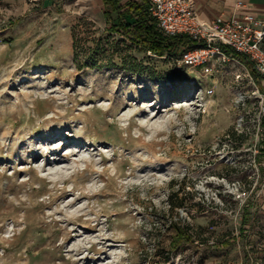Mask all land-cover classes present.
<instances>
[{
    "label": "rangeland",
    "instance_id": "obj_1",
    "mask_svg": "<svg viewBox=\"0 0 264 264\" xmlns=\"http://www.w3.org/2000/svg\"><path fill=\"white\" fill-rule=\"evenodd\" d=\"M104 10L0 0V264H264V78L118 44Z\"/></svg>",
    "mask_w": 264,
    "mask_h": 264
},
{
    "label": "built area",
    "instance_id": "obj_2",
    "mask_svg": "<svg viewBox=\"0 0 264 264\" xmlns=\"http://www.w3.org/2000/svg\"><path fill=\"white\" fill-rule=\"evenodd\" d=\"M146 1L164 34H187L193 38L191 46L176 49L182 64L200 67L209 73L217 63L234 59L244 66L250 63L264 78V15L253 11L223 12L205 20L195 8V0ZM244 4V0L237 1L238 8ZM236 52L245 59L237 57Z\"/></svg>",
    "mask_w": 264,
    "mask_h": 264
},
{
    "label": "trees",
    "instance_id": "obj_3",
    "mask_svg": "<svg viewBox=\"0 0 264 264\" xmlns=\"http://www.w3.org/2000/svg\"><path fill=\"white\" fill-rule=\"evenodd\" d=\"M105 4L104 15L111 21V29L117 31L120 37L116 40L118 44L123 43V38L128 36L131 39V45H135L142 50L151 51L157 55H163L167 52L172 53L180 46H191L194 43L193 38L187 34L167 36L159 28L157 19L149 10L146 0H102ZM77 33L74 32V52L78 56L80 43ZM109 41V40H108ZM103 46V39L100 37L96 41V47ZM97 51H93V58ZM235 55L241 59L245 57L236 52ZM96 60V58H95ZM95 63V62H94ZM261 83V82H260ZM264 126V117H263ZM175 206V202H172ZM176 236L173 238L174 246L179 247L182 238H191L189 229L174 223Z\"/></svg>",
    "mask_w": 264,
    "mask_h": 264
},
{
    "label": "crops",
    "instance_id": "obj_4",
    "mask_svg": "<svg viewBox=\"0 0 264 264\" xmlns=\"http://www.w3.org/2000/svg\"><path fill=\"white\" fill-rule=\"evenodd\" d=\"M126 0H122L125 2ZM238 0H195V8L200 16L205 20H210L220 13L237 12L242 14L253 11L259 15H264V0H244L245 4L238 8Z\"/></svg>",
    "mask_w": 264,
    "mask_h": 264
}]
</instances>
